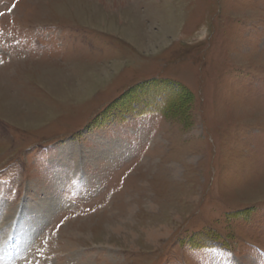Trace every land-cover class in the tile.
<instances>
[{"label": "rangeland", "instance_id": "1", "mask_svg": "<svg viewBox=\"0 0 264 264\" xmlns=\"http://www.w3.org/2000/svg\"><path fill=\"white\" fill-rule=\"evenodd\" d=\"M0 264H264V0H0Z\"/></svg>", "mask_w": 264, "mask_h": 264}, {"label": "trees", "instance_id": "2", "mask_svg": "<svg viewBox=\"0 0 264 264\" xmlns=\"http://www.w3.org/2000/svg\"><path fill=\"white\" fill-rule=\"evenodd\" d=\"M160 82H162V81H160ZM163 82H164V81H163ZM164 100H165V99L162 100V103H163ZM164 103H168V101L165 100ZM166 106H167V104H166ZM165 109H166V108H165ZM165 109H164V110H165Z\"/></svg>", "mask_w": 264, "mask_h": 264}, {"label": "bare ground", "instance_id": "3", "mask_svg": "<svg viewBox=\"0 0 264 264\" xmlns=\"http://www.w3.org/2000/svg\"><path fill=\"white\" fill-rule=\"evenodd\" d=\"M33 209V208H32Z\"/></svg>", "mask_w": 264, "mask_h": 264}]
</instances>
